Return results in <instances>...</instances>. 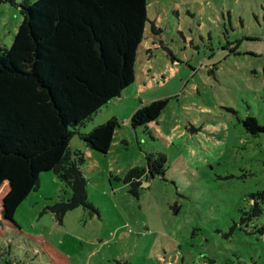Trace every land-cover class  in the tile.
Wrapping results in <instances>:
<instances>
[{"label":"rangeland","instance_id":"374dc122","mask_svg":"<svg viewBox=\"0 0 264 264\" xmlns=\"http://www.w3.org/2000/svg\"><path fill=\"white\" fill-rule=\"evenodd\" d=\"M20 1L0 0V44L8 47ZM263 1L148 0L160 44L147 60L138 58L122 98L81 127L111 117L119 124L108 154L90 151L100 168L89 170V161L82 167L100 215L78 207L60 223L44 210L70 195L48 161L37 182L9 172L0 186V264H264V198L256 196L264 193V132L252 135L241 123L251 115L264 124ZM159 99L168 103L158 133L182 127L170 143L151 128L132 129L131 115L110 116ZM83 143L78 133L68 141L89 151ZM158 152L167 159L164 175L133 196L125 173Z\"/></svg>","mask_w":264,"mask_h":264},{"label":"trees","instance_id":"16d2710c","mask_svg":"<svg viewBox=\"0 0 264 264\" xmlns=\"http://www.w3.org/2000/svg\"><path fill=\"white\" fill-rule=\"evenodd\" d=\"M147 4L148 0H21V22L11 45L0 44V186L9 172L37 182L35 173L48 161L70 192L44 209L60 223L78 207L99 215L87 197L82 171L86 157L67 143L78 133L87 147L109 151L119 125L116 118L86 133L78 128L134 82L146 23L152 33L159 31L148 18ZM261 8L264 19V1ZM167 103L159 99L139 106L130 117L131 127H145L147 134V125L158 119ZM241 123L252 135L264 132V124L254 116L247 115ZM166 162L165 154H147L146 165L130 167L123 183L138 197L142 181L163 176ZM256 196L264 198V193Z\"/></svg>","mask_w":264,"mask_h":264},{"label":"crops","instance_id":"0c3cea01","mask_svg":"<svg viewBox=\"0 0 264 264\" xmlns=\"http://www.w3.org/2000/svg\"><path fill=\"white\" fill-rule=\"evenodd\" d=\"M148 12V11H147ZM149 18V17H148ZM150 20V19H149ZM147 24H149V22L148 23H146V25ZM146 28H147V26H145V30H144V36H145V34H146ZM149 28H150V24H149ZM157 39H159L154 33H152V31L150 30V37L148 38V43H147V45H149V46H147V45H143V40H144V38H143V40H142V42L140 43V45H139V47H138V50H137V58H136V63H137V61H138V58L140 57L142 60H147V56H148V51L152 48V47H156L157 46V44H160V41L159 40H157ZM142 54V55H141ZM175 60V58H173V61ZM144 62V61H143ZM177 63H171V65H170V67L171 66H175L174 68H178V66H180V64H178V61H176ZM135 68H136V64H135ZM172 68V67H171ZM149 71H150V68L148 67V70H146V67H145V65H143L142 66V70H141V72L142 73H145V76L147 77V75H148V73H149ZM162 77V76H161ZM162 79H164L163 77H162ZM131 85V84H130ZM129 85V86H130ZM128 86V87H129ZM145 86V85H144ZM127 87V88H128ZM140 87H143V85L142 86H140ZM127 88H125L123 91H122V93L127 89ZM122 93L120 94L121 96H122ZM124 94V93H123ZM122 97H120L119 96V98L118 97H116V99H113V100H111L110 102H112V101H119L120 99H121ZM110 102H108V103H110ZM107 103V104H108ZM106 104V105H107ZM105 105V106H106ZM143 105V104H142ZM141 106V105H140ZM138 108V107H137ZM136 108V109H137ZM101 110V109H100ZM99 110V111H100ZM98 111V112H99ZM135 111V110H134ZM133 111V112H134ZM97 112V113H98ZM133 112H129L128 114H125V113H122V114H120V113H117V112H112L111 114H110V116H114V117H117V118H123V119H125V118H127V117H129V115H132L133 114ZM162 114V113H161ZM131 117V116H130ZM160 117V116H159ZM159 117H158V119L157 120H155V121H153V122H151V123H149L147 126H148V128L150 129H152L153 130V134H155L156 136H158V137H160V138H162V139H164V140H166V142L167 143H170V141H173L174 139H175V136L176 137H178L179 136V134H180V131H181V129H182V127H180V128H178V129H171V126L170 127H168V128H164V130H165V133H158V129H156L154 126H158L159 124H158V122H159ZM109 118V117H108ZM112 118V117H111ZM104 120V119H103ZM102 120V121H103ZM129 120H130V118H129ZM102 121H100V123L99 124H97V125H100L101 124V122ZM129 124H130V122H129ZM85 125V124H84ZM84 125H82L81 127H83ZM97 125H94L92 128H94L95 126H97ZM131 126V125H130ZM81 127H79L78 128V131L80 132V133H86V132H88V130H86V131H81ZM132 128V127H131ZM133 129V128H132ZM135 130V129H134ZM90 131V130H89ZM183 132V131H182ZM114 134H115V132H114ZM152 134V135H153ZM115 139V135H114V137H113V141H112V144H111V147H110V149H109V151L106 153V154H108L111 150H112V148H113V146L115 145H117V142H116V140H114ZM151 139H155V137L154 136H151ZM84 144V143H83ZM67 145H68V143H67ZM83 147L84 148H87L89 151H83V150H81V151H83V153H84V155H85V157H86V161H89L90 162V168H89V170H91V169H98V168H100L99 166H98V164H97V159L92 155V151H96V150H93V149H91V148H89V147H87L85 144L83 145ZM79 149V148H78ZM91 151V152H90ZM98 152V151H97ZM100 153V152H99ZM100 154H102V153H100ZM105 154V155H106ZM101 156V155H100ZM145 158H146V155H145ZM85 165V164H84ZM83 165V166H84ZM82 166V167H83ZM132 166H137V165H134V164H132V165H130L129 166V168L130 167H132ZM140 166H142V165H140ZM128 168V169H129ZM109 171L110 172H114V174H120V173H118V171L119 172H122L123 171V167H118L117 169H114V167H109ZM35 174H37L38 175V172H36ZM110 176H112L111 174H110ZM154 177H150L148 180H143L142 181V183L140 184V187H139V190H138V192L140 191V189L142 188V185L144 184L145 186H146V188L148 187H150V184L152 183V179H153ZM125 187H127L126 186V184H125ZM140 193V192H139ZM139 197V196H138ZM137 197V198H138ZM99 215H100V213H99Z\"/></svg>","mask_w":264,"mask_h":264},{"label":"water","instance_id":"95a60500","mask_svg":"<svg viewBox=\"0 0 264 264\" xmlns=\"http://www.w3.org/2000/svg\"><path fill=\"white\" fill-rule=\"evenodd\" d=\"M120 96V94L118 95V97Z\"/></svg>","mask_w":264,"mask_h":264}]
</instances>
